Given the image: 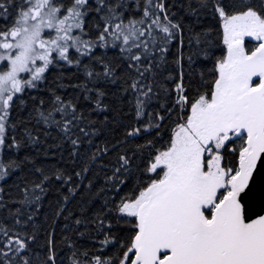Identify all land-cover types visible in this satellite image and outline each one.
<instances>
[{"label": "snow or ice", "instance_id": "obj_1", "mask_svg": "<svg viewBox=\"0 0 264 264\" xmlns=\"http://www.w3.org/2000/svg\"><path fill=\"white\" fill-rule=\"evenodd\" d=\"M0 264H264V0H0Z\"/></svg>", "mask_w": 264, "mask_h": 264}, {"label": "trees", "instance_id": "obj_2", "mask_svg": "<svg viewBox=\"0 0 264 264\" xmlns=\"http://www.w3.org/2000/svg\"><path fill=\"white\" fill-rule=\"evenodd\" d=\"M51 142L52 141L50 140L49 143H51ZM49 151L50 152L55 151V152H57V155L56 156H52V155L45 156V155H43V150H42L41 153L37 155V162L39 164H43L46 167H51V166L67 167V166H69L67 164V157L66 156H65L64 160L60 159L58 149H50ZM9 182H11V181H9ZM65 191H66V188H61L60 182H57L54 180V182L50 186L49 191L46 193V195L42 199L43 208L41 210V216H40L41 221L43 220L44 213L50 212V205H54L55 201L60 198L61 193L65 192Z\"/></svg>", "mask_w": 264, "mask_h": 264}]
</instances>
